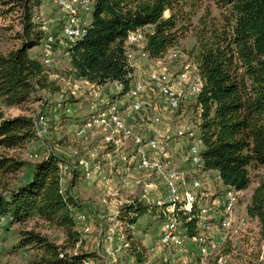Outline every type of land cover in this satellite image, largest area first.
I'll return each instance as SVG.
<instances>
[{
	"label": "trees",
	"instance_id": "1",
	"mask_svg": "<svg viewBox=\"0 0 264 264\" xmlns=\"http://www.w3.org/2000/svg\"><path fill=\"white\" fill-rule=\"evenodd\" d=\"M40 1L14 0V8L21 12L20 43L0 55V108L37 101L34 85L42 90L52 84H46L43 47L47 32L56 30L57 22L47 31L33 23L31 9ZM9 4L0 2V15L13 11ZM144 28L142 51L152 61L161 60L191 33L194 43L188 56L201 81L190 100L192 120L198 121L196 138L202 146L201 171L215 172L225 188L244 191L249 185L248 168L264 166V0H95L84 35L65 51L67 74L97 85L118 82L124 93L133 78L125 58L131 48L124 40L128 32ZM32 49L35 55L29 54ZM62 119L70 125L80 122L74 117ZM33 139L31 117L3 119L0 109V149H20ZM58 162V157L48 155L30 165L27 176L14 188L2 186L0 236L12 225L34 217L60 230L66 244L77 241L67 210L77 202L67 191H59ZM23 167L14 158L0 155V176L16 177ZM146 212L141 203L126 206L121 218L134 224ZM191 213L179 216L188 237L195 234L194 219L186 220ZM245 213L258 222L264 256V185L253 189ZM26 247L39 251L36 264H81L92 255H65L31 231L20 233L11 252ZM135 260L140 262L138 254ZM198 260L196 254L187 264H200Z\"/></svg>",
	"mask_w": 264,
	"mask_h": 264
},
{
	"label": "built area",
	"instance_id": "2",
	"mask_svg": "<svg viewBox=\"0 0 264 264\" xmlns=\"http://www.w3.org/2000/svg\"><path fill=\"white\" fill-rule=\"evenodd\" d=\"M94 1L50 0L58 14L55 21L57 30L55 34L47 32L46 44L53 38L81 39L89 24L86 18L91 13ZM42 29L48 30L46 26H42ZM142 33V29L128 32L125 44L138 46L143 40ZM134 55L132 51L125 53L126 61L131 67ZM136 55L147 62L144 70L147 83L133 77L124 93L122 85L118 82L97 85L68 77L65 90L56 92V99L49 101V95L42 93V90L34 85L38 97L37 104L41 106L32 117L34 139L46 144L48 155L59 158L57 164L59 191L61 193L67 191L71 195L69 189L77 182L99 185L101 202L108 210L102 214V211L91 202L67 207L77 233V244L73 254H76L78 244L89 239L93 232L94 254L104 264L109 258L112 260L121 248L131 251L133 254L130 255L134 261L135 255L140 256L141 262L136 261V264H148L142 257L143 252L140 251L137 239L132 237L134 225L121 218L124 207L144 203L155 209L161 229L158 234V247L165 249L168 257L180 255L184 242L188 240L196 246L199 263L207 264L206 239L199 232L188 237L179 218L180 215L185 216L193 211L186 220L193 218V226L199 231L206 228L205 221L209 217L207 209L198 206L205 193L201 192L199 175L196 176L197 172H203L200 154L195 145L200 143L197 139L194 141L196 126L186 123L175 127L171 137L190 141L183 144L184 150L176 158L181 162H188L190 168L196 172L193 177L186 171L178 170L167 154L170 119L161 112L163 110L175 112L182 102L194 97L200 89V79L191 61H181L170 75L165 69L154 67V61L147 58L142 46ZM48 56L49 53L44 52L42 60L44 66L48 65ZM170 56L172 59L176 58L174 53ZM148 94L156 99L152 107L153 112L149 110L151 106L148 105L147 99H144V95L148 98ZM82 101L85 104L87 118L71 125L69 133L73 145L62 149H56L55 144L49 147L45 143L50 134L44 122L47 108L45 104L48 102L56 115L71 119L79 118L74 115L77 109L73 103L78 105V102ZM61 150H65L63 157L59 156ZM128 183L131 185L126 187ZM63 184L68 188H62ZM235 193L230 189L224 193L218 222L220 229H228L231 224ZM88 205L91 209L90 214L83 210L84 206ZM89 215L94 216L95 225L89 221ZM166 262L165 264H169ZM81 264L92 262L84 259Z\"/></svg>",
	"mask_w": 264,
	"mask_h": 264
},
{
	"label": "rangeland",
	"instance_id": "3",
	"mask_svg": "<svg viewBox=\"0 0 264 264\" xmlns=\"http://www.w3.org/2000/svg\"><path fill=\"white\" fill-rule=\"evenodd\" d=\"M10 2L8 7L14 8V0H0V2ZM7 7V8H8ZM5 10V7L3 8ZM211 13L215 15L216 10L211 7ZM21 12L19 9L14 8L13 11L0 15V55H5L7 52L16 49L19 46L18 35L21 34ZM200 13V11H199ZM32 21L36 25H41L47 27L49 30L51 27L55 26V21L57 20L58 14L55 7L50 3L49 0H41L40 5L33 7L31 9ZM167 16V12L163 13V17ZM87 22L90 23L91 13L88 14L86 18ZM194 22V20L192 21ZM52 29V28H51ZM147 28L142 29L145 32ZM57 30V29H56ZM54 28L50 33L56 31ZM48 34V33H47ZM55 34V33H54ZM76 39L71 38H53V40L43 47V51L46 52L49 45L58 44L61 49L56 53V56H48V65L44 67L46 84L48 87L42 89V93L49 95V101H54L56 99V92L60 90H65V83L68 77H71L66 72L64 52L68 47H70ZM61 43V45L59 44ZM143 40L136 47L128 46L131 48L130 51L135 53L131 61L133 67L132 77H138L147 83L144 70L147 67V62L141 60L137 57L136 53L139 47L142 46ZM193 39L191 33L187 32L177 43L176 46L169 49L161 60L154 61V67L163 68L167 73L172 75L171 72L177 69L178 64L181 61H185L190 58L188 56L189 50L192 49ZM127 47V44H125ZM42 51V52H43ZM175 54L176 58L172 59L171 54ZM30 55H35V49L29 51ZM176 59V60H175ZM191 59V58H190ZM189 59V61H190ZM70 79H73L72 77ZM201 82V81H200ZM57 89V90H56ZM54 91V92H53ZM146 97V95H144ZM147 99L150 111L153 112L152 107L156 103V99L148 94ZM190 100L182 102L181 106L175 112L169 113L168 111H161L164 115L169 117L170 123H168V136L169 142L167 145V154L170 156L176 168L180 171H186L191 176H195L194 170L190 168L188 162H181L178 155L181 154L183 144L190 142L187 139H172L173 130L182 124H190L192 126L197 125V118L191 113L192 108L190 107ZM74 107L77 112L74 115L78 116L79 121L87 118L86 108H84V102H78V105ZM45 127L49 131V137L45 140V143L49 147H53L54 144L57 146L56 149H62L65 146H72L73 143L70 138V128L71 122H66L61 116L56 115L55 111L50 109L48 102L45 104ZM41 108L37 101L22 104L17 107H3L1 106L2 118L10 119L17 116H23L32 118L33 113ZM193 112V111H192ZM69 120H72L69 119ZM194 135L197 136L198 133L194 130ZM171 138V139H170ZM197 138H194V141ZM62 143V144H61ZM198 154L202 151L201 144H195ZM47 146L44 142L39 140H30L24 147L14 150H2L0 149V155L6 157H12L15 160L24 164V167L16 175L12 177L10 175L0 176V190L2 186L7 188H14L15 185L20 183V181L27 176L28 167L34 163L45 158L48 154L46 153ZM55 150V149H54ZM59 156L63 154L65 156V150H61ZM58 153V150H57ZM47 154V155H46ZM189 156V155H187ZM198 181L202 186V193H205L198 202V206H203L208 211V219L205 221L206 228L202 230H195V234L199 232L207 242L208 250V262L207 264H264V256L260 253L262 249L259 242V225L258 222L249 218L245 213V206L249 202V198L252 194L253 189L257 185H264V166H252L248 168L249 175V185L244 191H239L235 193V203L231 213V224L228 229L218 228L219 215L222 212V206L224 202V193L228 188L221 185L217 178L215 172H197ZM95 185V184H94ZM90 185L82 182H77L72 184L69 189L71 196L76 200L78 204L88 203L94 204L96 208L101 213H107V209L101 202L99 185ZM131 185V183H128ZM62 188H68L65 184ZM1 192V191H0ZM213 195H216L215 197ZM143 204L148 212L141 216L133 224L134 229L132 231V237L137 239V244L140 246V251L142 250V257L147 260L148 264H164L167 260L169 264H187L189 261L196 258V246L192 242L186 240L184 246L180 251V255H173L168 257V253L165 249L158 247V234L160 233V222L157 217L155 209ZM166 204H164L165 206ZM90 205L84 206V212L90 214ZM83 207L80 206V209ZM96 210V211H98ZM90 216L89 221L94 224V216ZM74 223V221H73ZM95 225V224H94ZM31 231L37 234L39 237L44 238L47 243L59 247L60 252L65 255H74L76 242L74 244L65 242L64 234L53 226H50L44 222L36 220L34 217L28 222L22 225H12L9 230L5 233L2 232L0 236V264H36L39 257V251L31 250L29 248L21 249L20 251L11 252V247L19 239L21 232ZM75 231V226H74ZM91 237L86 239V241H81L78 244L76 254H92L90 257L85 259L91 260L92 264H104L103 261L97 258L94 254V243L92 241L93 232ZM64 247V249H62ZM132 252L121 248L119 253L116 254L112 260H106V264H136L137 262L131 258ZM172 254V253H171ZM141 262V259H140ZM166 262V263H167Z\"/></svg>",
	"mask_w": 264,
	"mask_h": 264
},
{
	"label": "crops",
	"instance_id": "4",
	"mask_svg": "<svg viewBox=\"0 0 264 264\" xmlns=\"http://www.w3.org/2000/svg\"><path fill=\"white\" fill-rule=\"evenodd\" d=\"M61 45V43H59ZM60 46L58 44H52L51 46L49 45L48 49H46V52L50 54L51 57L56 56V53L59 51Z\"/></svg>",
	"mask_w": 264,
	"mask_h": 264
},
{
	"label": "bare ground",
	"instance_id": "5",
	"mask_svg": "<svg viewBox=\"0 0 264 264\" xmlns=\"http://www.w3.org/2000/svg\"><path fill=\"white\" fill-rule=\"evenodd\" d=\"M198 148V147H197Z\"/></svg>",
	"mask_w": 264,
	"mask_h": 264
}]
</instances>
